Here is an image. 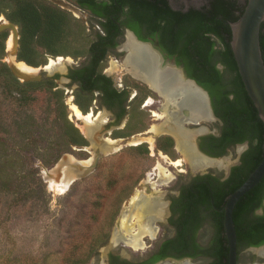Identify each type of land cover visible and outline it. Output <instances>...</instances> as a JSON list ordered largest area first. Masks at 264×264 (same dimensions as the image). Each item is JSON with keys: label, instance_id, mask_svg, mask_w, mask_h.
I'll use <instances>...</instances> for the list:
<instances>
[{"label": "rangeland", "instance_id": "374dc122", "mask_svg": "<svg viewBox=\"0 0 264 264\" xmlns=\"http://www.w3.org/2000/svg\"><path fill=\"white\" fill-rule=\"evenodd\" d=\"M68 1L64 3L71 4ZM170 3L174 9L186 10L201 8L208 0H170ZM71 9V14L80 17L87 33L91 34L93 27L88 12ZM2 17L5 16H0V25L4 22L1 21ZM7 41L0 66L6 64L10 69L11 59H17L14 50L13 54L8 51ZM82 45L86 46L87 42ZM127 57V51L115 50L104 63V72L118 87L122 84L135 88L136 84H140L143 86L141 92L145 93V83L137 79L138 76L126 71L116 74L110 71L115 62L123 64ZM51 59L54 58H49L48 62ZM84 61L85 57H82L75 60V64ZM40 73L41 70L36 74ZM18 81L0 76V264H106L109 253L137 260L172 233L162 221L163 218L159 219L151 224L156 227L153 237L148 232L142 234L143 248H130L128 237H121L120 230L124 215L130 217L127 224L131 226L133 231H129L132 234L141 227L136 218L138 205L141 204L131 206L133 197L141 192L142 202L150 197L154 203H161L165 207L169 198L194 176L208 171L220 175L224 171L210 167L201 172L185 162L180 167L171 165V161L184 159L178 141L169 153H165L159 150V142L168 136L167 131L160 132L158 136L151 132L153 127H162L165 118H168L166 103V109L159 107L163 102L160 97L157 98L160 102L153 108L142 109L143 105L140 108L134 105L132 111L140 122L144 121L143 125L132 123L127 134H132L134 138H130L128 143L119 141L116 149L108 150V145L103 141L104 135L86 136L79 127L84 126L83 122L73 118L70 105L74 102L75 88H68L58 81L55 82L57 88L37 89L26 100L27 97L23 99L17 94L16 90L24 83ZM56 89L64 91V106L57 102L54 95ZM96 106L98 104L93 102V110L101 109H96ZM64 108L68 120L86 138L87 147L69 145L64 133L65 122L60 117ZM155 113L161 117L154 116ZM101 116L106 119L108 114L103 111ZM156 118L158 120H154ZM206 126L218 134L217 121ZM100 127H97V131ZM153 137V141H150ZM141 142L146 146L147 153L135 146ZM244 151V145L230 148L219 160L227 166H235ZM97 156L100 157L96 167L89 170ZM159 164L171 173V178L159 176V171L154 170ZM78 167H83V171ZM65 175L72 178L68 188L61 194L55 193L50 187L52 181L59 182ZM257 214H264V203ZM142 215L145 217L143 225L150 226L149 212L145 210ZM213 233V226L207 224L202 229L201 242H208ZM117 235H120L119 239ZM250 258L245 253L242 262L248 263Z\"/></svg>", "mask_w": 264, "mask_h": 264}, {"label": "trees", "instance_id": "16d2710c", "mask_svg": "<svg viewBox=\"0 0 264 264\" xmlns=\"http://www.w3.org/2000/svg\"><path fill=\"white\" fill-rule=\"evenodd\" d=\"M80 6L100 19L101 33H87L85 24L70 12L44 0H0V14L19 26V50L17 60L38 68L48 63L49 58H86L81 67L71 72V79L78 82L81 92H76L74 103L87 114L93 101L82 95L98 89L109 106L120 100L123 92L112 87L111 78L102 74L108 50L117 45L120 26L131 29L141 40L157 36L162 50L173 57L186 75L197 82L211 99L215 116L222 123L218 137L210 135L201 139L200 148L210 157L226 155L228 149L239 144H248L241 155L239 165L231 169L230 176L221 181L212 175L198 176L183 188L177 208L179 219L178 236L169 241L164 249L176 255H206L211 264H228L229 247L224 227V206L229 197L249 178L264 158V124L250 99L230 45L231 23L244 13L248 0H208L201 8L174 9L169 0H77ZM8 10V11H7ZM125 18L122 22L121 19ZM8 31L0 34V59L5 55ZM90 38V39H89ZM87 42L86 46L82 43ZM260 42L264 60V23ZM82 45V46H81ZM221 67V68H220ZM0 76L19 83L6 64L0 66ZM59 76L56 75L54 79ZM54 79L24 82L17 94L26 100L37 89L57 88ZM135 88L143 86L136 84ZM146 95L150 91L145 87ZM12 93V90L9 91ZM64 91L56 89L57 102L63 104ZM60 117L65 122V136L70 146H88L87 140L67 117L64 110ZM173 148L171 138L159 142V149L169 153ZM147 153L146 146H140ZM264 203V178L246 193L234 209V223L238 250L264 244V214H257ZM207 204L214 239L207 249H199L192 241L206 217L199 206ZM191 236V238H190ZM163 249V250H164ZM163 258L156 256L151 262Z\"/></svg>", "mask_w": 264, "mask_h": 264}, {"label": "flooded vegetation", "instance_id": "af4514ba", "mask_svg": "<svg viewBox=\"0 0 264 264\" xmlns=\"http://www.w3.org/2000/svg\"><path fill=\"white\" fill-rule=\"evenodd\" d=\"M47 1L51 2L52 4L56 5L57 7L61 8L63 10L67 9L66 10L67 12H70V10H72L71 8H73V10L78 11V12H88V14L90 15V18L92 20L91 24L93 27L91 37H94L93 35H96L97 33H101V28L98 24L100 19L93 16L90 13V11L83 9L77 0H69L68 2H71V4H69V5L64 3V1L66 2V0H59L61 4L53 3L50 0H47ZM188 9H190V8H188ZM188 9H186V10H188ZM70 13H72V12H70ZM0 16H5V15H4V13H1ZM74 17L77 19H80V17L79 18L76 16H74ZM124 20H125V18L121 19L122 22ZM1 21H4L3 23L10 22L6 16H5V18L2 17ZM10 23H12V22H10ZM95 26H96V29H94ZM17 27H18V32H19V26H17ZM119 28L121 31H120V35L117 39V45L115 47L109 49L108 54L114 53L115 50H117V49H120L122 51H126L124 49V47H125L124 45L126 43L127 36L130 35L132 37V39H134V41L138 40V41L143 42L149 46V47H147V49H145V48L144 49L149 53L152 52V54H154L156 56L157 60L159 61V63H158L159 67L165 68V69H170L172 71L174 70L175 71L174 73L176 75H178L179 77L184 75L185 77L189 78L186 75L184 68L177 64L176 59L173 57H168L167 54L162 50L160 41L158 40L157 36L156 37L155 36H149V35H147V33L145 31H143L142 35L146 36V39L141 40L135 34V32H133L131 29L127 28L125 25H121ZM6 31L10 32V34H13L11 30H6ZM2 33H0V34H2ZM9 35H8L7 40L9 39ZM19 40H20V34H19ZM19 40H18V45H19ZM155 43H158V46H156ZM135 44H136V42H135ZM18 50H19V47H18ZM108 56L106 57L104 63L107 62ZM56 58H54V60H56ZM64 58H72V57H64ZM79 59H81V58L74 59V60L71 59V61H66V62L64 61L63 67L61 68L62 72L61 73H55L51 78H49V79H54V77L56 75H58L59 77L57 79H54L55 82L60 81V82L65 83V85L68 88H70V87L75 88V90L73 91V99L74 100L76 99L75 93L77 91L81 92V90H80L81 85L78 82H74L71 79L70 75H71L72 71H75L77 69H81V67L86 62V58H85V61L83 63H81V64L76 63L75 64V60H79ZM173 60H175V62H176V65H177L176 69H173L171 67V62ZM49 62L46 65H48ZM104 63H103V65H104ZM44 66H41V67H44ZM101 71H102V74L104 76L111 78L110 76H108L104 72L103 68ZM111 83H112L113 88H116L119 92L124 93L122 98L120 100H118L117 102H115L112 106H109L107 104V101L104 98V95L98 89H96L92 93L88 92V93L83 94L82 95L83 97L81 98V101L83 103H86L87 102L86 96H89V97L92 96L93 97L92 103L95 102L98 104V106H96V109L101 108L100 110L95 111L92 109L93 107H92V103H91V107H90L89 112L87 114H84L81 111L84 115H88L89 113H93V116L97 117L99 114H102L103 111L108 114L106 121L104 122V124L101 125L99 131L93 133L94 135H98L100 137L101 136L103 137V135H104V137H103L104 143H106V141L109 139V138H107L108 136L113 138V139H111L113 141H118V142L123 141V142L128 143L130 141V138H132V137L134 138V136L132 134H127V132H129L128 130H130L129 129L130 125L132 123L138 122L140 124V126H142L143 122H144V121L140 122L141 120H138L136 118V116H135L136 113H134L132 111V109L134 108V105L137 104V106L139 108H140V106L143 105L142 109H147V107H145V106L147 105L149 99H151L153 104L151 106H149L148 108H153L158 104L157 102H160V99H162L163 102H161V104L159 103L160 104L159 107L163 110L167 108V114H168V118H165L166 122L162 125V132L167 131V133H168V134H166L168 136H164V138H166V137L171 138L173 141V147H174L177 144L178 137H177V134L173 133L174 131L172 128H174L176 125H179L182 130H186L187 132L192 133L191 141H192V144H194L193 147L195 148V145H196L198 147V150L200 151V153H203L207 157H210L207 154H205L203 151H201V148H200L201 139L203 137L210 136V135L218 137L220 134V127L222 126V123L219 120H213L210 117L208 118L207 115L205 116L206 110H205V114H204L205 118H198V120H196V119L194 120L193 118H190V116H191L190 114L192 112V106L195 103H186V104L183 103V107H184L183 113L175 115V113L178 112V109L176 110V108L173 105H169L168 107L165 108L164 106L166 103V101H165L166 98L161 96L154 89L150 88L148 82H143V83H145L144 86L150 91V93L148 95L145 94L146 92L143 93V92H141V90H139L137 88H130L127 85L120 84V86L118 87L112 78H111ZM159 97H160V99H157ZM210 101H211V99H210ZM204 106L206 108L205 100H204ZM211 107H212V105H211ZM174 108H175V110H174ZM153 114H154V112H153ZM95 117H94V119H95ZM76 120L79 122H83V121L78 120L77 118H76ZM154 120H158V119L156 118ZM212 121H217V124L219 125L218 134L213 133L211 131L210 127L206 126V124H209ZM142 128H144V127H142ZM111 129H112V131H111ZM192 129H194V130H192ZM146 133H144V134H146ZM142 143L143 142H141V144L135 145L139 151H142L139 149L140 146H143ZM244 144H247V143H244ZM244 144H239V145H236L235 147L243 146ZM129 145H132V144H129ZM83 147L85 148L87 146H82V148ZM231 148H233V147H231ZM247 148H248V144H247V147L245 148V150ZM160 151H162V150H160ZM222 157H218V158H216V160H219ZM211 158H214V157H211ZM240 158H241V155H240ZM233 167L234 166H232V167L226 166L223 162V166H221L220 168L216 166V168H218L220 170L221 169L224 170V171H222V173L220 175L215 174L213 172L211 173L208 171L205 174H199L197 176H194L189 182H187V184L182 185L176 194L172 195L169 198L168 204L165 205V207H163V209H164L163 215L164 216H162L161 218H158V219L154 218V217L153 218L149 217V220L151 219L150 221L148 220V222L150 223V226H151V224H154L155 221H157L159 219L161 220L163 218L162 221L165 222L166 227L172 233V235L167 236V237H163L159 242H157V244L153 250H149V252L146 255L142 256L141 258H139L137 260L129 259L127 257H123L121 255H117L114 253H109L106 256V260H107L106 264H198V263L199 264H211L213 262V259H211L210 257H207L206 255H200L199 254L197 256H191V255L186 254L183 256H178L172 250L167 249V248L164 249V246L169 241L176 239L178 236V231H179L178 225L175 222L179 219L180 213L178 212L177 208L181 205V203H180L181 201H179V200L182 196L183 188L188 186L191 183V181L198 176L212 175L215 177H220L221 181H224L227 179V178H225V174H226L227 170L230 169V173H231V169ZM201 172H203V171H201ZM199 211L201 212L202 216L206 217V219L202 223L201 227L199 228L198 232L196 233V237L194 236V239L192 241L199 247L200 250L201 249L203 250V249H207L210 247V244H211L212 240L214 239L215 231H214L213 235L211 236V238L209 239L208 242H206V243L201 242L200 235H201L202 229L207 224L212 225V223L210 221V218L207 217L209 215L208 214L209 213V207L207 204L200 205ZM151 228H152L153 232L156 229V227H152V226H151ZM190 238H191V236H190ZM129 247L132 248L133 246H129ZM133 249H134V247H133ZM245 253L251 256V258L248 259L249 260L248 263L242 262V257ZM159 255L163 256V258L152 263L151 260L154 259L156 256H159ZM237 264H264V244L261 246H258V247H246L240 251L238 250Z\"/></svg>", "mask_w": 264, "mask_h": 264}, {"label": "bare ground", "instance_id": "6f19581e", "mask_svg": "<svg viewBox=\"0 0 264 264\" xmlns=\"http://www.w3.org/2000/svg\"><path fill=\"white\" fill-rule=\"evenodd\" d=\"M124 46H125L124 49L128 51L129 55L126 61L123 62V64L115 62V64H113V67L111 66L112 68L110 69V71L112 73L116 74V73H121V72L123 73V71H126V72L131 73L135 77L136 76L143 77L144 79H146V81H148L150 88L154 89L155 91L160 93L161 96L166 98L165 99L166 107H168L169 105H173L175 108L177 107L179 108L180 94L184 95V97L185 95L188 96V94H192L197 98V102H195V104L192 106V112L190 114L191 115L190 118H193L194 120L197 118H205L204 117V114H205L204 99L196 91L197 89L194 87V85L190 84L186 80H182L181 77H178V75L173 73V71H171L170 75L168 76L161 75L160 71L157 70L158 67H156L155 61L158 63V60L155 57V55L152 54L151 52L147 53V51L143 47L135 44L134 39H132L130 35L127 36L126 43ZM7 49L9 52H12L13 54V50L15 49V40L13 38V34L9 37L7 41ZM67 60L70 61L71 59L68 58ZM61 62H64V59L59 57L58 63H61ZM11 63L14 64L18 70L26 74H36L39 71V69H35V68H32L31 66H28L25 62H20L18 60H14L13 58L11 59ZM53 66L55 67L57 66V61L54 59H51L46 69L52 70ZM185 102L188 103L187 100H185L184 103ZM152 104L153 102L151 101V99H149L145 107H149ZM70 109L72 111L73 118L75 117L78 120L83 121L84 126H79V127H80V130L84 134H86V136L91 137L94 132H97V129H98L97 127L101 126L106 121V119H102L101 114H99L97 117L93 116L92 113H89L88 115H84L75 103H71ZM154 116L161 117L159 113H155ZM172 129L174 131L173 133L177 134V137H178L177 141L179 144V149L182 151V154L184 156L183 160L180 159L177 161L176 160L171 161V164L174 165V167L183 166L185 162L192 169L204 172L210 167L223 166L224 161L205 158L197 153L196 149L193 147L194 144H192V141H191L192 133L187 132L186 130H182L179 125H176ZM151 132L155 134L156 136H158L159 133L162 132V127L160 128L153 127ZM154 138L155 137L151 138L150 141H153ZM137 143H139V141ZM106 145H108L107 146L108 150L114 149V148L116 149V147H118L117 146L118 141H113L111 139H108L106 141ZM163 157L166 158L165 155H163ZM154 170L159 171L160 177L163 176L166 179L171 178V173H169L168 170L162 166V164H159L158 167ZM69 176L70 175L68 176L65 175V177L59 182L52 181L51 186H50L51 189L55 193H59V194L63 193L68 188L69 183L72 180V178ZM148 180L149 181L151 180L150 177ZM141 197H142V193L139 192L133 197L132 202H131V206H136L138 204H141L140 206L138 205V212H136L137 213L136 218H138L139 226H141L139 227L138 232L132 234L133 230L130 228L131 226L130 225L128 226L127 224L130 218L129 215H124L121 221L120 235L121 237L122 236L128 237L127 244L129 246H133L134 248H143L144 243L142 240L143 239L142 234L144 232H148L151 235V237L154 236L152 228L150 226L147 227L143 225V221H145V217H143L142 214L144 213V211L147 210L149 212V217L151 218L154 217L157 219L161 218L164 212L163 205L161 203H154L153 202L154 199L150 197L144 199L142 202ZM129 230H132V231H129ZM120 235H117L116 238L119 239Z\"/></svg>", "mask_w": 264, "mask_h": 264}, {"label": "water", "instance_id": "95a60500", "mask_svg": "<svg viewBox=\"0 0 264 264\" xmlns=\"http://www.w3.org/2000/svg\"><path fill=\"white\" fill-rule=\"evenodd\" d=\"M53 3L61 4L59 0H50ZM264 23V0H248L246 4V8L242 16L236 21L231 23V31H232V39L230 42L235 61L237 63V67L242 78L245 89L252 100L259 118L262 120L264 124V60L262 56L261 42H260V34L261 27ZM11 30L13 33V38L15 40V49L14 54L17 59V46L19 40V32L18 27L10 22H5L0 25V33ZM136 44L147 49L149 47L147 44L135 40ZM158 46V43H155ZM149 53V52H147ZM152 53V52H151ZM129 55V54H128ZM156 57V56H155ZM65 59L64 61H68V58L61 57ZM59 57L56 58L57 66H53L52 70L46 69L48 65L44 67H39L35 69L41 70L40 74H26L21 72L16 68L14 64H10V69L15 77H17L22 82H38L51 78L55 73H61L64 62L58 63ZM156 67L158 71H160L161 75H170L172 70L161 68L158 66V63L155 61ZM171 67L173 69L177 68L175 60L171 62ZM34 68V67H32ZM221 68V67H220ZM175 71L173 70V73ZM141 75V74H140ZM179 77V76H178ZM143 82H148L143 77H137ZM182 80L188 81L190 84L194 85L197 89L196 91L202 96L205 100L206 105V115L208 118L210 117L213 120H219L215 116L213 109L211 107V101L208 93L200 87L196 81L193 79H189L184 75L181 76ZM178 90V89H177ZM186 97V98H185ZM180 94L179 96V109L178 112L180 114L183 113L184 107L183 103L185 100L188 103L197 102V98L192 95ZM186 104V102H185ZM190 105V104H189ZM178 112H176L178 114ZM175 113V114H176ZM93 114V113H92ZM198 120V118L196 119ZM197 122V121H196ZM244 147H247V144H244ZM195 149L197 153L205 158L215 159L207 157L203 153H200L198 147L195 145ZM99 161V156L94 159V162L89 167L93 169L96 167ZM240 159L237 161L236 165H239ZM79 168V167H78ZM80 171H83V167L79 168ZM88 171V170H87ZM230 175V169L227 170L225 174V178H228ZM264 178V158L260 165L255 169V171L249 176V178L244 182V184L239 187L227 200L224 206V227H225V235L228 241L229 247V257L228 264H237L238 259V246H237V233L234 223V209L239 202V200L253 188H255ZM114 244V243H113ZM112 244V245H113Z\"/></svg>", "mask_w": 264, "mask_h": 264}]
</instances>
